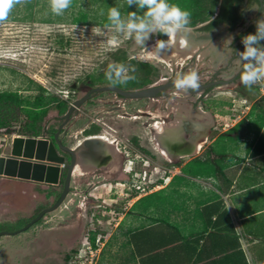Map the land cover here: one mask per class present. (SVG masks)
<instances>
[{"label": "rangeland", "instance_id": "1", "mask_svg": "<svg viewBox=\"0 0 264 264\" xmlns=\"http://www.w3.org/2000/svg\"><path fill=\"white\" fill-rule=\"evenodd\" d=\"M30 2L33 8H28ZM168 2L189 11L191 16L187 27L195 29L214 17L220 0ZM110 7L118 8L122 18H126L129 12L143 15L145 11L135 6L128 7L126 0H72L71 6L62 15H56L51 10L50 0H26L24 4L16 5L8 18L0 22V92L19 91L33 102L39 92L29 82L31 79L46 89V95L58 99L42 108L35 107L34 102L21 105L0 102V123H6L0 125V156L11 153L16 136L52 140L72 104L85 97L92 88L118 86L124 90L145 89L186 74L190 67L198 70L200 82L207 81L212 75V61L206 60L200 52L194 55L201 47L200 43H195L198 45L191 51L180 49L177 45L159 51L155 47L157 41H168V36L157 31L143 45L138 44L134 33L129 36L115 31L108 19ZM80 11L90 13L88 23L75 22L74 17ZM113 37L116 38L114 42ZM121 66L127 70L121 72ZM109 73L111 80L108 78ZM258 85H261L259 89ZM199 95H189L176 89L167 91L158 99H118L116 93L106 91L96 93L93 99L89 98L77 108L63 127L60 139L73 147L86 134L98 131V127H92L86 133L79 132L90 126L93 115L96 113L103 117L118 131L114 133L115 138H122L123 142L121 139L119 141L121 157L124 155L125 143H134L133 146L148 152L145 155L151 162L149 168L142 162L131 165L138 173L136 183L145 191L133 187V182L124 177L117 160H113L112 166L107 169L96 172L93 167L79 163L78 172H74L72 177L70 193L60 207L46 213L22 233L1 236L0 264H139L137 258L132 257L137 251L136 235H126L127 231L136 227L139 207L143 205L144 211H150L161 195L168 196L173 187L167 189L166 193L145 198L141 204L130 206V203L152 190L161 180L163 184L169 182L170 175L177 168L183 172V167L192 156L187 154L175 160L166 155L162 147L164 142L161 139L158 141L153 124L160 122L163 126L169 120L171 125L183 121L185 125L184 116L188 111L189 117L195 105V110L201 107L215 120L216 130H213L211 140L228 132L234 123L246 117H250L251 121L263 120L261 130L264 127V111L255 107L257 104L264 105V80L253 84L251 88L223 85L216 87L207 97L198 99ZM60 101L65 103V107ZM118 105L121 107L117 108ZM7 126L11 129L5 131ZM180 134L178 132L177 137L181 138ZM104 136L114 141V137L109 134ZM227 147L230 146L222 148L219 142H214L207 152H212L210 149L213 148L215 150L212 153H227ZM215 154L211 155L216 157ZM131 166L128 164V167ZM10 179L0 175V194L3 196L11 188L7 185ZM183 181L181 178L173 183L181 184ZM13 183H19L20 195L12 201L0 195V233L22 229L44 209L57 203L62 192L61 185L18 179H14ZM93 197H96V202L91 200ZM172 200L175 204L176 199ZM160 201L161 212L166 216L163 220L167 219L168 222L173 217L165 207H171V204L168 198H161ZM177 204L174 206L180 209ZM70 226L81 232L80 240L69 245L53 242L56 249L49 246V240L54 237L51 235L53 231ZM155 233L150 234L153 249L162 241L160 235L157 238ZM93 237H96L95 244L89 240ZM186 253L181 259L175 252L174 260L167 263L161 260V264H187L188 251ZM221 263L226 264L225 261Z\"/></svg>", "mask_w": 264, "mask_h": 264}, {"label": "crops", "instance_id": "2", "mask_svg": "<svg viewBox=\"0 0 264 264\" xmlns=\"http://www.w3.org/2000/svg\"><path fill=\"white\" fill-rule=\"evenodd\" d=\"M196 117L199 119L195 120ZM249 123L253 130L248 136L233 138L232 141L229 137L223 139L219 142L220 147L230 146L227 147L229 151L215 154L212 153L213 148L210 149L212 152H207L209 146L220 138L217 135L211 140L213 130H216L214 118L201 107L197 112L190 110L187 151L184 154L192 155L186 163L193 164L190 168L193 173L187 175L177 168L170 175L169 182H160L130 203V206L141 204L145 198L166 193L173 187L168 196L161 195L171 204L165 208H168L172 220H163L166 216L161 212V198L150 211H144L143 205L138 208L134 232L137 251L134 257L132 255L133 259L137 258L136 262L167 263L174 260L175 252L182 259L188 251L187 264H219V261L226 264H264V127L258 130V123L251 120ZM115 130L111 126L112 135L118 133ZM109 139V154L121 167L119 141L122 138L115 143L111 137ZM205 144L209 146L205 147ZM175 177L184 181L174 184L172 180ZM173 198L176 199L175 204ZM176 202L180 209L174 206ZM152 232H156L157 238L159 235L162 238L155 249L150 240ZM174 249L179 250L171 253L170 250Z\"/></svg>", "mask_w": 264, "mask_h": 264}, {"label": "flooded vegetation", "instance_id": "3", "mask_svg": "<svg viewBox=\"0 0 264 264\" xmlns=\"http://www.w3.org/2000/svg\"><path fill=\"white\" fill-rule=\"evenodd\" d=\"M249 2L250 0H220L218 11L216 12L214 17L210 21H207L206 23H202L195 29H191L187 27L188 31L186 33H183L186 36L188 35L187 37L189 38V41H190V47L188 50L191 51V49L194 48L195 45H198L195 43H200L199 45L201 47L197 49L194 55H197V53L199 54V52L202 53L203 57L206 60L212 61L213 70H214L212 72V75L208 77L207 81L200 82L201 84L200 89L197 91L189 90V92H187L189 95H199L200 94L198 98L200 99L202 97H207L211 93V91L214 90L216 87H221L223 85H235V87L240 88L244 86L243 84L240 83L239 66L235 63L237 59V54L233 49L239 52L244 51V46L241 42L242 38L248 34H255V31H256L255 22L256 20L262 18L261 13L259 12L245 11V9L248 7ZM215 21H218V22L214 23ZM230 36L233 38V43L231 44V46H229L228 42H225ZM169 37L170 36H168V39ZM261 44L264 45V41H261ZM190 70H192L191 67H190ZM177 78L178 77H174L170 79L169 81H167L166 83L156 85L158 87H162V86H167L171 83H174L172 84V86H169L163 89L157 96L153 98L158 99L159 97H162L163 95H165L167 91L172 92L176 90L175 81ZM114 87H118V86H114ZM93 89L94 88L89 90L88 93L91 92ZM124 91H132V90H124ZM95 96H96V93H92L90 95V99H93ZM116 96L118 99L125 98L119 95L118 93H116ZM142 99H145V98H142ZM149 99H152V98H149ZM194 106L195 105L192 106V110L197 112L199 108L195 110ZM119 107L121 106L118 105L117 108ZM139 111L142 112V110H139ZM107 113H109V111H107ZM118 116L120 117V115ZM121 117L123 118L122 115ZM184 118H186L185 125H184V121L183 123L177 122L176 124L171 125L169 124L170 121L167 120L166 122H164L163 126L161 125L163 129H160V130L156 128L157 123L160 124V122L153 124L155 136L157 137L158 141L159 139H161V141L164 142L162 147L163 148L165 147L169 151L170 157H172L175 160L177 158L181 159L184 155H187L184 153L187 151L185 146L187 145V139H188V111H187V114L184 116ZM64 122L65 120L62 122V124H64ZM92 127H94V129L98 127V131L96 133L86 134L84 136V139L80 140L73 147L68 146L62 140H61V143L62 145L66 147L77 149L76 150L77 166L79 165V163H83L87 166L89 165L90 167H93L95 169L94 171L96 172V171L102 170V168L107 169L109 166H112V162H113L111 154H109V151H108V147L111 141L104 135L111 134V136L114 137V141H112V143H115L117 139L110 132L111 125L108 122H106L103 117L101 118L98 114L96 115V113L92 117L90 126L87 129H81L79 132L86 133L87 130L89 128L91 129ZM178 132L182 133L180 134L181 138L177 137ZM98 137H105L107 141H105L104 139L100 140L98 139ZM50 141L55 143V136ZM133 144L134 143H128L126 145L125 143L124 155L121 157V168L123 170L124 177L128 178L129 182L130 181L131 183L133 182L132 183L133 186L135 185L137 187H141L136 183L138 182V173H137V170H135L132 167L133 166L132 164H135L136 162L138 163L142 162L146 168H149L151 166V162H149V160L147 159L148 157L145 155V152L147 151L143 148H137L133 146ZM56 146L58 148V154L62 158H64V169L62 171L60 182L59 184H57V185L62 186V192L59 198L57 199V202H58L63 192L65 191L68 171H69L70 165L72 164L73 157L72 155H70V153H68L62 147H59L58 144H56ZM7 155H10V154H7ZM128 164L132 166L128 168ZM129 170L132 171V174L128 172ZM143 172L144 174L147 173L146 170H144ZM73 175H74V172L72 174V177ZM111 176L112 175H110V178H109L110 180H111ZM8 178H11V179L9 180L7 185H9L11 188L9 189V191H7L8 194H5V196H3L4 194L3 195L0 194V195H2V197H5V198L8 197L9 199H11V201L12 199L20 195L19 194L20 193L19 183L18 184L13 183L14 179L23 180V181H32V180H25V179L12 178V177H8ZM156 181L158 180L156 179ZM32 182H35V181H32ZM115 183H118V182L115 181ZM24 192L26 193L25 190H23V193ZM94 198L96 197H93L91 200L93 202H96L97 200ZM73 226L64 227L61 229V231L60 230L53 231L51 235H53L54 237L49 240V246L54 247L53 249H56V246H55L56 244L53 242L58 241L56 243H67L69 245L71 242L80 240L81 232H78L74 228L75 226L74 227Z\"/></svg>", "mask_w": 264, "mask_h": 264}, {"label": "clouds", "instance_id": "4", "mask_svg": "<svg viewBox=\"0 0 264 264\" xmlns=\"http://www.w3.org/2000/svg\"><path fill=\"white\" fill-rule=\"evenodd\" d=\"M25 2L26 0H0V22L8 18L16 5ZM126 3L128 7L135 6L137 9L145 10L144 14L138 15L137 12H129L126 18H122L118 8L110 7L108 19L116 32L129 36L134 33L138 44L143 45L150 39L151 34L157 31L170 37L188 31L187 26L190 23L191 13L182 10L177 5L170 4L168 0H126ZM71 4L72 0H50L51 10L56 15H62ZM245 11H256L262 16L255 22V34H248L242 38L244 51L239 52L232 48L237 54L235 63L239 66L240 83L251 88L253 84L264 80V45L261 44V41H264V0H250ZM115 39L113 37V42ZM225 42L231 46L233 38L230 36ZM180 43L184 45L187 41L181 37ZM155 47L159 51H164L169 45L167 41L159 40ZM126 70L121 66V72ZM132 71L134 72L135 69L133 68ZM108 78L112 79L110 73ZM200 87V76L196 69H192L186 74H180L175 81V88L185 93L189 90L197 91ZM128 172L132 174L131 170Z\"/></svg>", "mask_w": 264, "mask_h": 264}, {"label": "water", "instance_id": "5", "mask_svg": "<svg viewBox=\"0 0 264 264\" xmlns=\"http://www.w3.org/2000/svg\"><path fill=\"white\" fill-rule=\"evenodd\" d=\"M172 84L174 83L162 87L153 86L132 91H124L114 86L98 87L94 88L85 97L75 101L66 114L64 124L60 126L59 131L55 135V143L58 144L59 147H62L64 150L70 153V155H72L73 157L72 164L70 165L68 171L65 191L63 192L61 198L57 203H55L52 207L44 209L39 216H37L25 227L14 232H1L0 237L4 234L17 235L28 230L41 218H43L46 213L60 207V205L66 199L70 191L73 170L77 165V149L62 145L59 135L62 131L63 126L69 122L73 112L86 101H88L92 93L114 91L119 95L125 97L126 99L153 98L166 87L172 86ZM55 143L46 138L23 136L14 137L10 155L0 156V175L53 185L59 184L62 171L64 169V158H62L58 154V148Z\"/></svg>", "mask_w": 264, "mask_h": 264}, {"label": "trees", "instance_id": "6", "mask_svg": "<svg viewBox=\"0 0 264 264\" xmlns=\"http://www.w3.org/2000/svg\"><path fill=\"white\" fill-rule=\"evenodd\" d=\"M219 1V0H218ZM220 4V2H218ZM34 5L30 2L29 3V6L28 8H33ZM91 16H90V13L86 12V11H80V13L74 17V20L75 22H83V23H88L89 20H90ZM218 21H215L214 23H216ZM29 82L34 85V90H36L38 93V95L35 97L34 99V103L31 101L30 98H25L23 97L19 91H4V92H0V102H15L17 103L18 105H21L23 103H33L35 107H38V108H42L44 107L47 103H50V102H57L58 99L55 97V96H49V95H46V89L40 85L39 83L35 82L34 80H31L29 79ZM261 87V85H258L257 89H259ZM263 100H264V97H263ZM61 105L62 107H65V103L64 102H61ZM255 107L261 109L264 111V105L260 106L259 104H257ZM47 111H45L46 113ZM250 117H246L244 119H242L239 123H237L232 129H230L228 132L222 134L220 136V138L218 139L217 142H220L222 141L223 139L225 138H228L232 141L233 138H236L237 139H240V138H243L244 136H248L250 131L253 130V126L249 123V120ZM252 122H255V123H258L259 124V129H261V126L263 124V120L262 121H258L257 120H254ZM0 125H6V123H3ZM11 127H8L5 129V131L7 130H10ZM259 132V131H258ZM257 132V133H258ZM214 150V149H213ZM223 154H226V153H223ZM222 156V155H221ZM192 163H190L188 165V163L183 167V173L187 174L188 173H193L190 168L192 167ZM177 179H181V177H175L172 182H175V180ZM162 182V180L160 181ZM136 231V227L132 228V229H129L127 231V234H134V232ZM135 235V234H134ZM93 244H95V241H96V237H93V238H90L89 239ZM134 257V255H133Z\"/></svg>", "mask_w": 264, "mask_h": 264}, {"label": "bare ground", "instance_id": "7", "mask_svg": "<svg viewBox=\"0 0 264 264\" xmlns=\"http://www.w3.org/2000/svg\"><path fill=\"white\" fill-rule=\"evenodd\" d=\"M188 36V35H187ZM185 34H183V33H180V34H177L176 36H174V37H169V39H168V45H169V47L168 48H171V47H173V46H178L180 49L182 48V49H189V47H190V41H189V38L187 37ZM181 37H183L186 41H187V43L186 44H184V45H182L181 43H180V39H181ZM156 128L158 129V130H160V129H163L162 128V126L159 124V123H157V125H156ZM155 128V129H156ZM98 139H100V140H102V139H104L105 141H107L106 140V138L105 137H98ZM175 140V139H174ZM173 142V141H172ZM183 142V141H182ZM178 146V145H177ZM191 150V149H190ZM163 151H165L166 153V155H170V153H169V151L165 148V150H163ZM79 167H81V166H79ZM78 167H77V165H76V167L74 168V170H73V172H78V169H77ZM81 171H82V169H81Z\"/></svg>", "mask_w": 264, "mask_h": 264}, {"label": "built area", "instance_id": "8", "mask_svg": "<svg viewBox=\"0 0 264 264\" xmlns=\"http://www.w3.org/2000/svg\"><path fill=\"white\" fill-rule=\"evenodd\" d=\"M133 187H135V188H136L137 190H139V191H140V190H141V191H145V188L137 187V186H135V185H134ZM78 256H79V255H78Z\"/></svg>", "mask_w": 264, "mask_h": 264}]
</instances>
